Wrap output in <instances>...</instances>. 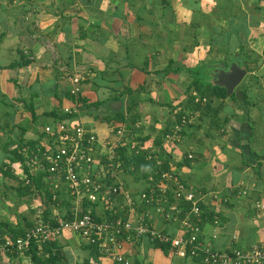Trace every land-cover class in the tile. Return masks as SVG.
Instances as JSON below:
<instances>
[{
  "label": "crops",
  "instance_id": "crops-1",
  "mask_svg": "<svg viewBox=\"0 0 264 264\" xmlns=\"http://www.w3.org/2000/svg\"><path fill=\"white\" fill-rule=\"evenodd\" d=\"M263 52L264 0H0V167L8 162L6 148L39 140L46 125L61 120L82 124L102 140L124 127L125 140L136 141L130 150L144 137L142 146L155 149L159 132L192 110L187 87L193 73L214 82L216 69L235 62L248 75L232 92L235 98L214 97L212 106L220 109L215 119L201 112L198 124L168 150L171 168L205 194L203 205L220 217L219 224L202 225V242L217 249L264 245V207L258 206L264 204ZM23 55L30 64L12 66ZM76 74L86 77L83 102L69 114L64 109L74 104L70 77ZM128 178L134 192L147 186L144 179ZM213 191L221 199L211 197ZM30 206L37 215L43 202ZM96 210L103 213L102 206ZM139 212L157 228L178 232V223L154 206L142 204ZM54 245L66 264H125L73 233ZM120 252L127 264H204L201 257L165 252L145 237L124 241ZM20 261L38 264L28 253ZM0 264H6L3 256Z\"/></svg>",
  "mask_w": 264,
  "mask_h": 264
},
{
  "label": "built area",
  "instance_id": "built-area-1",
  "mask_svg": "<svg viewBox=\"0 0 264 264\" xmlns=\"http://www.w3.org/2000/svg\"><path fill=\"white\" fill-rule=\"evenodd\" d=\"M48 46L52 48L53 43ZM83 75L70 77V94L75 99L72 107H66V113L79 111L82 99ZM207 99L204 98L203 102ZM201 116L200 110H189L181 115L172 134L165 135L169 147L178 146L185 134L186 127H194ZM127 130L119 127L114 138L100 139L93 131L82 124L73 125L70 121H60L55 126L46 125L43 138L36 151L28 153L27 165L32 174L45 173L44 180L55 189H64L71 200L73 218H65L61 213H54L49 220L41 217L39 208L33 227L22 237L6 236L0 239V256L6 264H22L20 258L32 243L58 241L68 233L76 234L80 240L100 255L110 256L114 260L127 264L120 252L126 240L147 238L152 244L162 243L169 246L180 257L202 256L204 264H264V245L255 243L247 248H213L211 243H204L202 222V200L194 187L181 182L177 172L165 171L156 181L153 176L146 180L147 186L139 192L132 191L126 180L125 170L118 149L120 146L136 143L126 141ZM131 146V145H130ZM135 145L132 146V148ZM27 151V150H26ZM153 156L151 153L148 158ZM155 156V155H154ZM193 153L188 157L192 158ZM15 173H19L27 184L30 183L25 170L17 163ZM246 194V190H242ZM211 197H222L221 192L213 191ZM57 198V195H54ZM175 201L172 202L171 200ZM191 203V210L184 212L180 202ZM87 202L103 207V213L96 210H82ZM154 206L156 211L166 217L168 222L178 223V232L171 233L153 225L146 214L139 212L140 206ZM260 208L264 204H258ZM66 214V213H65ZM219 224L215 216L211 220ZM213 234V237H216Z\"/></svg>",
  "mask_w": 264,
  "mask_h": 264
},
{
  "label": "trees",
  "instance_id": "trees-1",
  "mask_svg": "<svg viewBox=\"0 0 264 264\" xmlns=\"http://www.w3.org/2000/svg\"><path fill=\"white\" fill-rule=\"evenodd\" d=\"M30 62L31 59L26 55H23L22 60L16 63H12V66H24L30 64ZM247 68L249 71H251V68L249 66ZM193 74L195 76L191 80L190 85L187 87L188 106L191 109L200 110L202 113L205 114H213L212 118H214V116H216L220 112V109L212 106L211 102L213 101V98H230L233 100L235 98V93L229 95L226 87L215 84L209 77H204L199 71H195ZM204 98L207 99L205 103H203ZM81 101L83 102V99H81ZM184 113H187V111L181 112L177 120L173 123V125L166 126L163 130L159 132L155 139L157 146L155 147V149H148L142 146L145 137L139 138V143H137L131 150L129 149L130 145L120 146V148L118 149V153H120L122 167L125 170V174H132L135 178L144 180L149 179V176H153L154 179L157 181L163 172H171L173 170L171 168V152L168 150L169 146L167 145V143H165L164 137L167 134L173 133L175 124L180 122V117ZM117 117L122 119V121L125 120V116L122 113L118 114ZM136 121V118H131L130 123L135 124ZM225 121L226 119H224V122ZM213 123L218 128L222 125L219 121L215 120L213 121ZM192 127L184 128L183 130H181V133L185 134L186 130ZM42 138L43 136H41L40 139L37 141H18L16 143V146L12 150H8V148H6V158H8V162L1 163L0 173L4 178H14L18 181V184L15 187H11L16 191V195L18 197L23 198L25 196H30L37 198L43 202V206H40V208L42 209L40 215L43 220L51 219L50 217L53 215V210L55 208H60L59 211L62 216L71 219L74 217V215L71 211V202L69 195L66 194L64 189H55L51 187L50 184H48L44 180L45 173L40 171L35 174H32L27 165L28 153L36 151V148L40 145ZM151 153L153 154V156L148 158ZM192 158H189L187 155L185 157V160L191 161ZM17 163L21 164L22 168L25 170L28 179H30L29 184H27L24 179H21L17 174H15L14 171ZM177 175L180 178L181 182H185L178 173ZM55 194L57 195L56 199L54 198ZM95 206L96 205L85 202L82 205V210H91L92 214H94ZM180 206L184 207V212L191 210V203L187 201L182 200L180 202ZM201 206L203 210L202 220L205 217L204 221L202 222V225L205 224V222L207 221L214 220L215 216L219 217L218 213L209 211L206 206L203 205V203H201ZM63 207L65 209H63ZM35 211L36 210H33V213L36 215ZM64 211H66V214L63 213ZM24 217L26 220V225L20 223L18 226L11 224L10 221L8 222L4 221L3 219H0V239L5 240L6 236H11L13 238L24 236L27 230L33 227L35 221L33 219L30 220L25 215ZM55 242L56 241L43 243L41 244V246H39V244L37 243H32L30 248L25 253L31 255L32 261L38 264H66V262H64L63 259L60 257L59 251L52 250L51 246H55ZM155 245L157 247L162 248L165 252H168V250L170 249L169 246L166 244L156 243ZM41 249L43 250L42 254H40L39 252ZM47 253H49V255L45 256ZM195 257H201L202 259V256Z\"/></svg>",
  "mask_w": 264,
  "mask_h": 264
},
{
  "label": "rangeland",
  "instance_id": "rangeland-1",
  "mask_svg": "<svg viewBox=\"0 0 264 264\" xmlns=\"http://www.w3.org/2000/svg\"><path fill=\"white\" fill-rule=\"evenodd\" d=\"M264 55V52H263ZM203 74V72L201 73ZM251 77L250 79H253ZM248 80V75L244 78L241 84L238 87H243L245 82ZM173 149L175 147H169ZM173 151V150H172ZM174 170V169H173ZM128 180H133L134 175H129ZM14 183V184H13ZM18 184V181L14 178L6 177L4 178L0 174V219L4 221H10L11 224L18 226L20 223L26 225L25 216L30 220L33 219V209L30 205H35L37 199L30 196H25L20 198L16 195V191L11 187H15ZM24 205V207L22 206ZM29 206V209L25 207ZM23 207V208H22Z\"/></svg>",
  "mask_w": 264,
  "mask_h": 264
},
{
  "label": "water",
  "instance_id": "water-1",
  "mask_svg": "<svg viewBox=\"0 0 264 264\" xmlns=\"http://www.w3.org/2000/svg\"><path fill=\"white\" fill-rule=\"evenodd\" d=\"M246 74L247 70L234 62L228 68L216 69L213 79L215 84L226 87L228 94H231Z\"/></svg>",
  "mask_w": 264,
  "mask_h": 264
}]
</instances>
